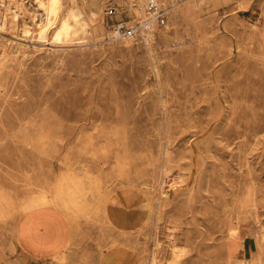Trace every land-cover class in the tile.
Segmentation results:
<instances>
[{
  "label": "rangeland",
  "instance_id": "1",
  "mask_svg": "<svg viewBox=\"0 0 264 264\" xmlns=\"http://www.w3.org/2000/svg\"><path fill=\"white\" fill-rule=\"evenodd\" d=\"M115 1L0 0V264H264V0Z\"/></svg>",
  "mask_w": 264,
  "mask_h": 264
},
{
  "label": "built area",
  "instance_id": "2",
  "mask_svg": "<svg viewBox=\"0 0 264 264\" xmlns=\"http://www.w3.org/2000/svg\"><path fill=\"white\" fill-rule=\"evenodd\" d=\"M146 3V12L150 16L149 21L154 25L153 28L164 26L174 5L162 0H146ZM115 14L116 6L107 5L103 8L102 17L108 26L107 29L113 34L112 38H136L141 35V30L145 28V22L133 19L131 10L127 8L122 10L123 15L120 19H113ZM108 19H113V21L108 22Z\"/></svg>",
  "mask_w": 264,
  "mask_h": 264
},
{
  "label": "bare ground",
  "instance_id": "3",
  "mask_svg": "<svg viewBox=\"0 0 264 264\" xmlns=\"http://www.w3.org/2000/svg\"><path fill=\"white\" fill-rule=\"evenodd\" d=\"M119 1H121V0H119ZM172 1H174V0H172ZM171 1V2H172ZM186 1V0H185ZM198 1V0H197ZM115 2H118V0H116ZM168 2H169V0H168ZM19 3V2H18ZM84 3V2H83ZM186 3H189V1H187ZM130 4H132V1L130 2ZM147 4V3H146ZM146 4H145V12H146ZM182 4V3H181ZM180 6V5H179ZM178 6V7H179ZM188 6V5H187ZM93 7V6H92ZM17 8V7H16ZM119 6L118 7H116V9H117V12L116 13H118V12H120V10H119ZM187 8L188 7H185V5L184 6H182L181 8H180V10L179 11H181V12H183L184 14H187ZM22 9V8H21ZM124 9V8H123ZM126 9V8H125ZM127 9H129V10H131L132 11V15H133V13L134 14H136V12H137V6L136 5H134V4H132V5H129L128 6V8ZM189 9V8H188ZM197 9V8H196ZM79 10L82 12V13H84V14H86V12H88V14H87V18H88V20L90 21V22H93L94 21V19H95V12H93V11H85L84 10V8L82 7V6H80L79 5ZM20 11V10H19ZM178 11V12H179ZM21 12V11H20ZM18 13L17 11H15L14 13H13V16H11V20H17V15H19V14H21V13ZM193 13V12H192ZM146 15H147V17H146ZM181 16V15H180ZM149 18H150V16L147 14V12H146V14H141V17H140V21L141 22H145V28L144 29H142L141 30V35L143 36V37H145L146 39H148L149 38V36H150V32H151V29L153 28V24H152V22L151 21H149ZM187 18V17H186ZM189 18V17H188ZM194 18V17H193ZM133 19H137V18H133ZM5 15H3V27H0V33H3V31L5 30ZM13 23L11 22V25H12ZM94 24V23H93ZM93 24H91V26H90V30H88V31H86V33L87 32H89L90 31V33H91V31H93L94 30V27H93ZM14 25V24H13ZM85 33V34H86ZM112 32H110V34H111ZM113 34H111V36H112ZM14 37H15V39L17 40V41H13V43L15 44V46L20 50L21 48H23L24 46H25V44H24V42H28L29 40H27L25 37H18L17 36V34L16 33H14ZM131 37H128V38H120L119 40H121V41H123V42H126V43H130V41H131ZM69 40L67 39L65 42L67 43ZM32 43H35V44H43V43H40V42H34V41H31ZM52 46H60V45H62V44H64V43H59V42H57V43H50ZM27 47V46H26ZM17 54V53H16ZM3 55H4V50L2 49V48H0V60L2 59V57H3ZM18 55V54H17ZM6 58V57H5ZM164 176H165V174H164ZM167 176V175H166ZM33 194V193H32ZM34 197V196H33ZM255 198V197H254ZM25 199H26V197H25ZM24 199V200H25ZM27 200V199H26ZM29 200V199H28ZM25 202V201H24ZM254 204V203H253ZM228 236V235H227ZM228 238V237H227ZM170 248V247H169ZM182 252H183V250H179V248H178V246H175V245H172L171 246V253L173 254V256L177 259L181 254H182ZM60 258H61V256H59ZM59 258V259H60ZM63 259V258H62ZM56 260H57V258H56ZM59 261V260H58ZM173 263H174V261H173Z\"/></svg>",
  "mask_w": 264,
  "mask_h": 264
},
{
  "label": "crops",
  "instance_id": "4",
  "mask_svg": "<svg viewBox=\"0 0 264 264\" xmlns=\"http://www.w3.org/2000/svg\"><path fill=\"white\" fill-rule=\"evenodd\" d=\"M41 234H42V227H39V229L37 228L35 234H33V235L39 236ZM50 242H52V241L50 239H47V241H45V243H46L45 245L49 246V244H51ZM17 248H18V251L20 252L21 256H23L27 260L50 259L51 255L54 251L50 248L49 250L43 251L42 253H40V252L37 253V252H34L33 250H31L29 248H26L25 246L24 247L21 246L19 243H17Z\"/></svg>",
  "mask_w": 264,
  "mask_h": 264
}]
</instances>
